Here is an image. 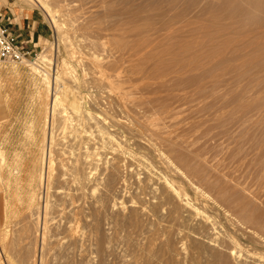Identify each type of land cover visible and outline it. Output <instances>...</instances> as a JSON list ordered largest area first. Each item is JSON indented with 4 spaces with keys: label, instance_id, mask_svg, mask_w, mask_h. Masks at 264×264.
Here are the masks:
<instances>
[{
    "label": "rangeland",
    "instance_id": "374dc122",
    "mask_svg": "<svg viewBox=\"0 0 264 264\" xmlns=\"http://www.w3.org/2000/svg\"><path fill=\"white\" fill-rule=\"evenodd\" d=\"M5 1L36 15L34 41H23L31 46L28 60L48 53L50 60L37 67L52 75L70 66L62 73L65 99L82 109L73 114L68 107L58 117V126L69 125L68 140L61 142L69 148L56 153L54 169L64 172L53 169L57 188L49 195H57L53 203L58 196L69 202L59 204L68 213L55 212L63 215H54L57 223L49 217L60 236L51 229L45 235L50 244L44 243L43 264H211L208 252L217 246L209 239L231 221L238 253L230 264H264V0H45L54 21L32 2ZM26 61L0 60V147L6 154L0 174L5 178L18 167L20 178L0 183V264H40L28 189L47 87ZM66 115L75 116L73 122ZM85 146L99 158L80 162L82 174L69 172L66 162L74 166ZM82 164L91 167L89 177ZM169 181L219 222L216 233L173 197ZM53 203L52 212L59 202ZM69 209L79 225L69 220ZM199 243L204 250L193 256ZM160 252L167 259L173 254V261Z\"/></svg>",
    "mask_w": 264,
    "mask_h": 264
},
{
    "label": "bare ground",
    "instance_id": "6f19581e",
    "mask_svg": "<svg viewBox=\"0 0 264 264\" xmlns=\"http://www.w3.org/2000/svg\"><path fill=\"white\" fill-rule=\"evenodd\" d=\"M28 2H32V3H34V4H36V5H38V6H40V8H42L44 11H46V13L50 16V15H52V20L55 18V15L53 16V13H52V11L53 10H51L50 8L51 7H49V5L45 2V0H27ZM56 18H58V17H56ZM55 18V19H56ZM54 21V20H53ZM55 22H57V20H55ZM56 24V23H55ZM60 24V23H59ZM57 25H58V22H57ZM59 26V25H58ZM56 28H58L57 26H55ZM55 28V29H56ZM58 30V29H57ZM59 32V31H58ZM59 35V34H58ZM62 35V34H61ZM60 35V36H61ZM45 48V47H44ZM46 50V49H45ZM44 50V51H45ZM48 50V49H47ZM46 50V51H47ZM43 52V51H42ZM48 54V53H47ZM47 54H45V53H43V54H41L40 55V57L37 59H34V60H27L26 62H27V64H29V65H27V66H32V68L35 70V72L40 76V83L41 84H45L46 85V87H47V94H46V103H45V108H44V110H45V112L43 113L44 115V117H43V126H42V134H41V139H40V144H39V151H37L36 153L38 154V155H36V153H35V157L33 158V160H34V162L32 163L33 164V166H34V168H32L33 170H31V173H33V176L30 178V182H29V184H30V189H28L29 190V192H28V195H29V209H30V211L29 212H32V215L34 216V218H35V225H36V238L37 237H39L41 240V246L39 245V243H37L39 246V248H40V250H39V252H41V254H40V264H43V258H44V256H43V250H44V243H46L47 244V242L48 241H46L45 242V235L47 234V235H49V233H47L48 231L49 232H51L49 229H51L52 228V226H51V223H50V221L52 220V221H54V222H56V220L57 219H59V218H56L57 217V215L58 216H60V217H62L64 214L63 213H65L67 210L66 209H68V208H65V210L66 211H64L63 209H60V207H62V205L60 206L59 204H62L61 203V199H62V197H60V196H58V198L57 199H60V201H58V200H56L55 202H59V203H57L58 205L56 206L55 205V202L53 203V201L52 200H54L55 199V197L57 196H55V194L53 195V197H54V199H51L50 198V195H51V193L49 192V189H50V187L51 186H53L52 184V181H51V178L53 177L52 175H53V173H54V175H55V172H53V169H54V166H55V163L56 164H58L57 162L58 161H56L58 158V155L56 156V153H64L65 154V151H62L63 150V148H67L69 145H67V147H61V142L67 137V140H68V135H70V134H68V131H66V130H68L69 128V125L67 126V124H64L63 126H58V125H60L61 123H59L58 121V119L60 118L59 117V115L62 113L63 114V111L64 112H67L68 111V107H69V109L71 110V112L73 113H77L78 111H79V109H80V107H79V105L78 104H74V103H68V101L65 99V83L63 82L64 81V79H63V76H62V73L64 72L65 73V71H67L68 72V69L70 68V66H63V70H62V72H60L59 74H58V72L57 73H54L53 75L52 74H50L49 73V71H46V68L45 67H43V68H45V69H42V70H40V67H37L39 64H40V62L42 63V65H43V63H44V65H45V63L47 62V61H49L50 60V57L47 55ZM65 64V63H64ZM42 65H41V67H42ZM40 66V65H39ZM71 69V68H70ZM58 70V69H57ZM8 71V70H7ZM52 75V76H51ZM3 78V77H2ZM40 83H39V85H40ZM1 85V84H0ZM71 88V87H70ZM40 90H41V88H40ZM53 91V92H52ZM55 91V92H54ZM67 91V90H66ZM39 92V95H40V93H41V91H38ZM83 96V95H82ZM40 97V96H39ZM38 97V98H39ZM43 98V97H42ZM44 101V100H43ZM81 102H82V100H81ZM44 104V103H43ZM82 109H80V111H81ZM39 111V110H38ZM82 112V111H81ZM73 113V114H74ZM72 114V115H73ZM85 115V114H84ZM69 116V115H68ZM79 116V115H78ZM82 116V115H81ZM59 117V118H58ZM75 117V116H74ZM74 117L72 118V116L70 115L69 117H67V115H66V118H68V119H70L71 120V122H73V119H74ZM65 118V119H66ZM78 119H79V117H78ZM69 120V121H70ZM85 120V119H84ZM65 121V120H64ZM69 121H68V123H69ZM67 121H65L64 123H66ZM76 122V121H75ZM77 122H79V121H77ZM85 122V121H84ZM57 123H59V124H57ZM62 124H63V122H62ZM71 124H73V123H71ZM74 125V124H73ZM72 125V126H73ZM60 128V129H59ZM68 128V129H67ZM82 128V127H81ZM60 130V131H59ZM72 130V129H71ZM80 130V129H79ZM85 130V129H84ZM78 131V130H77ZM86 131V130H85ZM31 132V131H30ZM70 132V131H69ZM72 132V131H71ZM84 132V131H83ZM87 132V131H86ZM75 133H77L76 131H75ZM32 135V134H31ZM78 135H79V133H78ZM36 136V135H35ZM34 136V137H35ZM87 136H89V135H87ZM64 138V139H63ZM72 138H73V136H72ZM30 139H31V137H30ZM78 139V138H77ZM77 139H75V140H77ZM80 139V138H79ZM86 139V141H87V143H88V141L91 139V138H85ZM59 140H61V141H59ZM67 140H65V141H67ZM70 140V139H69ZM72 140V139H71ZM70 140V141H71ZM74 140V139H73ZM93 140V139H92ZM94 140H96L95 138H94ZM39 141V140H38ZM79 141V143H80V140H78ZM82 141V140H81ZM67 143H68V141H67ZM71 143H72V141H71ZM64 145H66V143H63ZM69 144H70V142H69ZM96 144V143H95ZM35 145V144H34ZM74 145V144H73ZM78 145V144H77ZM81 145V144H80ZM83 145H85V143L83 144ZM83 145H81V147L83 146ZM61 148H60V147ZM63 146V145H62ZM72 146V145H71ZM77 147V146H76ZM80 147V148H81ZM69 148V147H68ZM84 148V147H83ZM85 148H86V146H85ZM62 149V150H61ZM79 149V148H78ZM77 149V150H78ZM29 150V149H28ZM81 150V149H80ZM5 150H3L1 147H0V172H1V169H2V165L3 164H6V157H5V152H4ZM67 151V150H66ZM79 151V150H78ZM82 151V150H81ZM84 152H83V156H81V158L80 159H78L77 158V155L79 154V152H78V154L76 153V157H73V158H75V159H77V160H75L76 162H72V163H75V165L73 166V164H71L72 166H71V168H69V164H68V162H66L67 164V166L65 165V164H63V165H65L66 167L65 168H68V171L70 172H72V171H74V172H76V174H77V172H78V174L79 173H84V172H79V171H81V169L83 168H81L80 166V162L81 163H95L96 161H97V159L99 158H96V152L95 153H93V152H90L89 151V148L87 147L86 148V150H83ZM20 152V151H19ZM68 152H70V151H67L66 153L67 154H70V153H68ZM81 153V152H80ZM72 154H75V153H72ZM101 155V154H100ZM69 156V155H68ZM71 156V155H70ZM73 156V155H72ZM71 156V157H72ZM79 156V155H78ZM61 157H62V155H61ZM60 157V158H61ZM63 157H65V159H64V161L65 160H71V158L69 157V159L67 158L66 159V156H63ZM63 157L61 158V159H63ZM105 157V156H104ZM57 158V159H56ZM59 158V159H60ZM72 158V159H73ZM102 158V157H101ZM106 158V157H105ZM60 159V160H61ZM59 160V161H60ZM79 160V161H78ZM82 160H84V161H82ZM104 160V159H103ZM102 160V161H103ZM19 161V160H18ZM18 161H16V162H18ZM62 161V163H63V160H61ZM60 161V162H61ZM100 161H98V163H99ZM107 162V161H106ZM35 163V164H34ZM62 163H60V166L62 165ZM105 163V162H104ZM114 164V163H113ZM62 165V166H63ZM83 165V164H82ZM88 165V164H87ZM87 165H83L84 166V168L86 169V171L88 170L87 169ZM91 165V164H90ZM4 166V165H3ZM32 166V167H33ZM86 166V167H85ZM13 167V166H12ZM11 167V168H12ZM72 167H73V170H70V169H72ZM97 167H98V165H97ZM9 168H10V166H9ZM14 168V167H13ZM57 168H58V165H57ZM57 168H55L54 169V171L55 170H58ZM62 168H64V167H62ZM62 168H61V170H62ZM88 168H89V170L91 169V167L90 166H88ZM84 169V170H85ZM102 169V168H101ZM115 169V168H114ZM3 170V169H2ZM10 170V169H9ZM60 169H59V171H61ZM87 171L86 172V176H88L87 174H88V172H90V174L92 173L91 172V170L90 171ZM94 170V168H92V171ZM97 170V169H96ZM95 170V171H96ZM100 170V169H99ZM63 171V170H62ZM82 171H83V169H82ZM94 171V172H95ZM64 172V171H63ZM66 172V171H65ZM69 172H68V175H69ZM74 172H72V173H74ZM109 172V171H108ZM103 173V172H102ZM18 174H19V169H18V167L17 168H14V169H11L10 171H9V174H8V176L7 177H5V178H3L2 176H1V174H0V183L1 182H6L7 184L9 183H11L12 182V180L14 179V180H16V181H18L20 178H19V176H18ZM65 174H67V173H65ZM71 174V173H70ZM76 174H74V175H76ZM94 175H95V173H93ZM93 174H92V176L91 177H93ZM101 174V173H100ZM99 174V175H100ZM32 175V174H31ZM59 175H60V173H59ZM73 174L72 175H69L70 177H72L73 176V178L75 177ZM85 175H81V176H85ZM98 175V174H97ZM110 175V174H109ZM57 176H58V174H57ZM63 176V175H62ZM78 176V175H77ZM76 176V177H77ZM80 176V177H81ZM90 176V175H89ZM88 176V177H89ZM102 176V175H101ZM101 176H97V178L99 177H101ZM54 177H56V176H54ZM54 177H53V179H54ZM60 177H61V175H60ZM59 176H58V178H60ZM69 177V178H70ZM79 177V176H78ZM91 177H90V179H91ZM61 178H63V177H61ZM60 178V179H61ZM72 178V179H73ZM98 178V179H99ZM162 178V177H161ZM64 179H65V177H64ZM71 178H70V180L73 182V180L74 179H76V178H74L73 180H72ZM86 179H88V178H86ZM86 179L84 180L85 182H86ZM89 179V180H90ZM93 179L95 180V177H93ZM93 179H91V180H93ZM98 179H96L97 180V184L99 183V181H98ZM69 180V181H70ZM77 181L79 180V179H76ZM82 180V179H81ZM149 180H150V178H149ZM169 180V179H168ZM53 181H55V179L53 180ZM63 181V180H62ZM67 182L66 183H68L69 181L68 180H66ZM71 181H70V183H71ZM100 181H101V178H100ZM166 181V180H165ZM60 182V181H59ZM82 182H83V180H82ZM95 182V181H94ZM102 182V181H101ZM100 182V183H101ZM170 182H172V181H169V182H167L168 183V187L171 189V191H172V193H173V197L175 196V197H177V198H179L180 200H181V202H184V203H182V204H184L186 207H190V208H192L193 210H194V212H195V214L198 216V215H200L201 216V218H202V220H203V222L205 223L204 225L206 226V228L208 227L209 229H212V231L213 232H211L212 233V235H213V233H216L217 231L216 230H218V224H219V222L218 221H215V220H213V219H211L212 218V216L210 217V216H208V214L207 215H203L202 214V210H200L199 209V207H197V206H195V204L194 203H192V199L190 198V197H188V196H186V193H185V196L184 195H182V193H181V191H179L178 190V188L176 187V186H174V183H170ZM78 183H80V181H78ZM112 183V182H111ZM152 183V182H151ZM56 184V183H55ZM60 184H63V182L62 183H60ZM75 184H77V183H75ZM3 185V184H2ZM64 185V184H63ZM78 185V184H77ZM159 185H161V183L159 184ZM55 186V185H54ZM53 186V187H54ZM72 186V185H71ZM74 186V185H73ZM98 186V185H97ZM147 186H149V185H147ZM181 186V185H180ZM1 184H0V192L2 191L1 190ZM11 187V186H10ZM64 187V186H63ZM62 187V188H63ZM81 187V186H80ZM165 187H166V185H165ZM28 188V187H27ZM57 187L55 186V188L54 189H56ZM60 188V187H59ZM71 188V187H70ZM101 188V187H100ZM163 188V187H162ZM75 189H77V188H75ZM164 189V188H163ZM74 190V189H73ZM8 191V190H7ZM68 191H70V190H68ZM75 191V190H74ZM161 191V190H160ZM170 191V190H169ZM170 191V192H171ZM182 191H183V189H182ZM51 192H53V191H51ZM56 192V191H55ZM82 192V191H81ZM150 192H152L151 190H150ZM162 192V191H161ZM160 192V193H161ZM4 193V192H3ZM2 193V194H3ZM64 193V192H63ZM62 193V194H63ZM67 193V192H66ZM70 193V192H69ZM96 193V192H95ZM163 193H164V191H163ZM162 193V194H163ZM50 194V195H49ZM68 194V193H67ZM67 194H65V195H67ZM74 195H75V193H73ZM98 194V193H97ZM100 194H101V192H100ZM153 194V193H152ZM184 194V193H183ZM172 195V194H171ZM199 195V194H198ZM62 196H64V195H62ZM68 196V195H67ZM70 196V195H69ZM155 196V195H154ZM185 198H184V197ZM12 197V196H11ZM51 197H52V195H51ZM158 197V196H157ZM161 197H162V195H161ZM159 198V197H158ZM176 198V199H177ZM7 199V198H6ZM28 199H27V201H28ZM68 199H69V197H68ZM163 199V198H162ZM70 200H71V198H70ZM75 200H77V199H75ZM93 200H94V198H93ZM160 200V199H159ZM3 201V200H2ZM10 201V200H9ZM9 201H5L6 203V207L9 205L8 203H9ZM51 201H52V203L56 206V207H54V208H56V211L54 210V212H52L51 211V209H52V203H51ZM62 201H64L65 202V199H62ZM69 201V200H68ZM72 201V200H71ZM102 202H103V199L101 200ZM170 201V200H169ZM169 201H167L168 203H169ZM63 202V203H64ZM67 202V201H66ZM65 202V203H66ZM97 202V201H96ZM101 202V203H102ZM67 203H69V202H67ZM99 203V202H98ZM173 203H174V201H173ZM76 204H77V201H76ZM163 204H165V202L163 203ZM169 204H171V203H169ZM175 204V203H174ZM173 204V205H174ZM202 204V203H201ZM70 205H72V204H70ZM70 205H68V207L70 206ZM77 205H79V204H77ZM76 205V206H77ZM97 205V204H96ZM95 205V206H96ZM102 206H103V204H101ZM115 205V204H114ZM167 206H169V205H167ZM11 207V206H10ZM65 207H66V205H65ZM63 208H64V206H63ZM70 208V207H69ZM71 208H73V207H71ZM80 208V207H79ZM78 208V209H79ZM156 208H158V207H156ZM155 208V209H156ZM170 209H171V207H169ZM168 208V209H169ZM58 209H60V210H58ZM99 209H100V207H99ZM154 209V208H153ZM61 210H63L64 212L62 213V212H60ZM70 210V209H69ZM75 209H73V211H74ZM79 210H81V209H79ZM96 210H97V212H98V209L96 208L95 209V212H96ZM5 211H7V210H5ZM28 211V210H27ZM50 211H51V213H55V212H57V211H59L60 213H62L63 215L61 216V215H59L58 213L56 214H50ZM71 212H72V210H70ZM100 212H101V210H99ZM103 211V210H102ZM8 212V211H7ZM7 212H5L6 214H7ZM10 212V211H9ZM169 212H171V211H169ZM174 212H178V210L176 211V209L173 211V212H171L172 214L171 215H173V216H175L173 213ZM193 212V211H192ZM225 212V211H224ZM67 213H68V211H67ZM73 214H72V216H69L68 214H67V216H68V218H69V220H71L70 218H72V222H73V218H74V212H72ZM77 213H79V211L77 212L76 211V214ZM136 213V212H135ZM70 214V213H69ZM80 214H81V212H80ZM80 214H78L79 215V220H81V218H80ZM194 214V213H193ZM194 214V215H195ZM27 215H28V213H27ZM51 215H53V217L51 216ZM54 215H56V217H55V220H53V218H54ZM71 215V214H70ZM180 215V214H179ZM220 215V214H219ZM67 216H65L66 218H67ZM89 216V215H88ZM221 216V215H220ZM8 217H10V216H8V215H6V220L5 221H7V219H8ZM49 217H52V219L51 218H49ZM64 217V218H65ZM82 217V216H81ZM133 217V216H132ZM5 218V217H4ZM13 218V217H12ZM27 218V217H26ZM31 218H33V217H31ZM68 218H67V220H68ZM76 218V217H75ZM174 218V217H173ZM172 218V219H173ZM49 219H51L50 221H49ZM78 219V218H77ZM132 219V218H131ZM134 219V218H133ZM171 219V218H170ZM215 219V218H214ZM9 220H10V218H9ZM8 220V221H9ZM26 220H28V219H26ZM62 220H63V218H62ZM84 220V219H83ZM216 220H217V218H216ZM7 221V222H8ZM51 221V222H52ZM60 221V220H59ZM75 221V220H74ZM77 221V220H76ZM76 221L74 222L75 224H76ZM174 221V220H173ZM195 221V220H194ZM7 222L5 223V226L4 227H7L8 225H7ZM30 222V221H29ZM28 222V223H29ZM60 222H62V221H60ZM64 222H65V219H64ZM63 222V223H64ZM218 222V223H217ZM221 222V221H220ZM232 222V221H231ZM231 222L228 224V225H230V226H232L233 227V224L231 225ZM10 223V222H9ZM57 223V222H56ZM59 223V222H58ZM62 223V224H63ZM66 223V222H65ZM133 223V222H132ZM154 223V222H153ZM171 223V222H170ZM207 223V224H206ZM228 223V222H227ZM50 224V225H49ZM68 226H70V221L68 222ZM77 224H78V221H77ZM7 225V226H6ZM27 225V224H26ZM31 225V224H30ZM29 225V226H30ZM55 224H53V226H54ZM61 225V224H60ZM67 225V224H66ZM72 226H71V228L73 227V226H75L74 227V230H75V228L77 227L78 228V226H76V225H73V224H71ZM79 225V224H78ZM217 225V226H216ZM51 226V227H50ZM55 226H58V224H56ZM101 226V225H100ZM99 226V227H100ZM230 226H229V228H225V231L222 233V230H221V235H219L218 236V232L216 233L217 234V236L216 235H213L212 236V238H210L209 240L211 241V244L213 245V246H217V248H212V250L210 251V252H208L209 254L211 253L212 254V261H211V264H230V256H235L238 252H236V245L234 246V243H235V241H234V236L235 235H232L233 233L230 231ZM60 227V226H59ZM64 227V226H63ZM62 227V228H63ZM82 227H84V225H82ZM176 227V226H175ZM223 227V226H222ZM30 228V227H29ZM53 228H55V227H53ZM61 228V227H60ZM64 228H66L65 230H68L67 229V227L65 226ZM63 228V229H64ZM76 228V230H78ZM81 228V227H80ZM207 228V229H208ZM6 229V228H5ZM98 229V228H97ZM168 229V228H167ZM203 229V228H202ZM208 229V230H209ZM223 229V228H222ZM236 229V228H235ZM4 230V229H3ZM51 230H53V232L54 233H56V234H58L57 232H55L54 231V229H51ZM56 230H57V228H56ZM64 230V231H65ZM72 231H74L73 230V228L71 229ZM75 230V231H76ZM5 231V230H4ZM9 231V230H8ZM31 231V230H30ZM59 231V230H58ZM70 231V230H69ZM100 231V230H99ZM166 231V230H165ZM168 231H169V229H168ZM193 231H194V229H193ZM211 231V230H210ZM216 231V232H215ZM2 232V230L0 231V233ZM26 232H27V230H26ZM77 232V231H76ZM76 232H73V234L74 233H76ZM83 232V231H82ZM202 232V231H201ZM246 232V231H245ZM7 233V232H6ZM59 233H62V232H59ZM64 233V232H63ZM71 233V232H70ZM169 233V232H168ZM197 233V232H196ZM198 233H200V232H198ZM203 233V232H202ZM201 233V234H202ZM210 233V232H209ZM210 233V234H211ZM81 234V233H80ZM79 234V235H80ZM163 234V233H162ZM1 235H2V233H1ZM1 235H0V237H1ZM53 235V234H52ZM51 235V236H52ZM76 235V234H75ZM83 235V234H82ZM98 235H99V233H98ZM203 235V234H202ZM58 236H60L59 234H58ZM73 236V235H72ZM85 236V235H84ZM199 236H200V234H199ZM210 236V235H209ZM34 237V236H33ZM54 237H56V236H54ZM71 237V236H70ZM75 237V236H74ZM99 237V236H98ZM192 237H193V235H192ZM211 237V236H210ZM2 238V237H1ZM47 238V237H46ZM53 238V237H52ZM51 238V239H52ZM58 238V237H57ZM60 238V237H59ZM66 238V237H65ZM68 238H69V236H68ZM79 238V237H78ZM82 238L83 237H81V240H82ZM167 238V237H166ZM172 238V237H171ZM203 238H204V236H203ZM250 238V237H249ZM38 239V238H37ZM51 239H48L49 241L51 240ZM54 240H55V238H53ZM71 239V238H70ZM69 239V240H70ZM193 239H194V237H193ZM2 240V239H1ZM60 240V239H59ZM59 240H57V242L59 241ZM72 240V239H71ZM85 240V239H84ZM102 240V239H101ZM195 240V239H194ZM198 240H201V239H198ZM203 240H205V239H203ZM53 241V240H52ZM51 241V242H52ZM65 241V240H64ZM64 241H62V242H64ZM79 241H80V239H79ZM239 241V240H238ZM241 241V240H240ZM67 242V240L65 241V243ZM76 242H77V240H76ZM165 242V241H164ZM171 242V241H170ZM49 243V242H48ZM69 242H67V244H68ZM73 243V242H72ZM80 243V242H79ZM172 243V242H171ZM240 243V242H239ZM50 244V243H49ZM64 244V243H63ZM63 244H62V246H63ZM194 244V243H193ZM198 244V243H197ZM197 244H195V246L197 245ZM204 244H206V243H204ZM237 244V243H236ZM66 245V244H65ZM72 245V244H71ZM71 245H70V247H71ZM168 245V244H167ZM199 245H200V243H199ZM203 245V244H202ZM202 245H200L201 247H202ZM61 246V245H60ZM61 246V247H62ZM67 246V245H66ZM80 246H83V245H81V243H80ZM191 246H193L192 244H191ZM204 246V245H203ZM241 246V245H240ZM247 246V245H246ZM3 247V246H2ZM34 247V246H33ZM46 247V246H45ZM49 247V246H48ZM52 247V246H51ZM55 247V246H54ZM53 247V249L52 250H55V248ZM57 247V246H56ZM59 247V246H58ZM60 247V248H61ZM68 248H69V246H67ZM73 247V246H72ZM71 247V248H72ZM77 247V246H76ZM79 247V246H78ZM167 247H169V245L167 246ZM197 247V246H196ZM63 248V247H62ZM81 248V247H80ZM164 248V250H166L167 252H166V254L168 253V251L169 250H167L166 249V247H163ZM194 248L195 247H193V249H192V255H193V251H195L194 250ZM205 248H207V246H205ZM209 248H211V246L209 247ZM3 248H1V246H0V253H3V250H2ZM5 249V248H4ZM35 249V248H34ZM59 249V248H58ZM73 249V248H72ZM101 249V248H100ZM168 249H170V247L168 248ZM185 249V248H184ZM196 250H197V252L193 255V256H195V255H197V253H198V251H201L202 252V249L204 250V247H202V248H200V247H198V249L197 248H195ZM199 249H201V250H199ZM237 249H238V247H237ZM51 250V251H52ZM57 250V249H56ZM61 250H63V249H61ZM60 250V251H61ZM69 251H70V249H68ZM83 250V249H82ZM163 250V249H162ZM171 250H172V248H171ZM225 250H227V252H228V254H226L227 252H225ZM239 250V249H238ZM50 251V250H49ZM58 252H59V250H57ZM65 251V250H64ZM64 251H62V252H64ZM191 251V250H190ZM241 251V250H240ZM45 252H46V250H45ZM61 252V253H62ZM67 252V251H66ZM164 251H162V253H163ZM200 252V253H201ZM35 253V252H34ZM47 253V256H48V252H46ZM60 253V254H61ZM161 253V252H160ZM162 253H161V257L162 258H164V255L162 256ZM241 253V252H240ZM250 253V252H249ZM36 254V253H35ZM59 254V255H60ZM243 254V253H242ZM2 255V254H1ZM64 255V254H63ZM199 255V254H198ZM240 255V254H239ZM50 256H51V254H50ZM54 256H55V254H54ZM192 256V258L195 260V258L197 257H193ZM168 257H169V255H168ZM170 257H171V255H170ZM172 257H174L173 256V254H172ZM172 257L171 258H168L167 259V257L165 256V260L167 261V260H169L170 259V261H173V259H172ZM199 257V256H198ZM210 257H211V255H210ZM160 258V257H159ZM191 258V259H192ZM51 259V258H50ZM199 259V258H198ZM197 259V260H198ZM234 260H237V258L236 259H234ZM45 261V260H44ZM91 261V260H90ZM162 261H164V260H162ZM169 261V262H170ZM175 261V260H174ZM54 262V261H53ZM68 262V261H67ZM165 262V261H164ZM168 262V263H169ZM198 262V261H197ZM205 262V261H204ZM37 263V262H36ZM55 263V262H54ZM90 263V262H89ZM166 263V262H165ZM2 264V263H1ZM99 264V263H98ZM160 264V263H159ZM172 264H173V262H172ZM201 264V263H200ZM207 264V263H206ZM210 264V263H209Z\"/></svg>",
    "mask_w": 264,
    "mask_h": 264
},
{
    "label": "crops",
    "instance_id": "0c3cea01",
    "mask_svg": "<svg viewBox=\"0 0 264 264\" xmlns=\"http://www.w3.org/2000/svg\"><path fill=\"white\" fill-rule=\"evenodd\" d=\"M0 19L11 27L20 40L27 43L34 41V29L37 28L38 20L32 12H24L18 7H14L11 1L0 0ZM27 48H31L30 45Z\"/></svg>",
    "mask_w": 264,
    "mask_h": 264
},
{
    "label": "built area",
    "instance_id": "2783aa9c",
    "mask_svg": "<svg viewBox=\"0 0 264 264\" xmlns=\"http://www.w3.org/2000/svg\"><path fill=\"white\" fill-rule=\"evenodd\" d=\"M30 54L25 42L0 19V60L21 64Z\"/></svg>",
    "mask_w": 264,
    "mask_h": 264
}]
</instances>
